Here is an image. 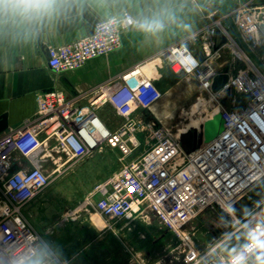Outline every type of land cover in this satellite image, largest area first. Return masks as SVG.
<instances>
[{"label":"built area","instance_id":"2783aa9c","mask_svg":"<svg viewBox=\"0 0 264 264\" xmlns=\"http://www.w3.org/2000/svg\"><path fill=\"white\" fill-rule=\"evenodd\" d=\"M232 16L244 39L257 44L264 31V11L239 4ZM131 23L129 10L99 19L90 33L49 47L48 66L64 73L116 50L121 45L122 29ZM218 33L234 54L245 56L248 65L235 76L228 73L222 87L230 100V106L220 104L218 109L222 130L206 144L197 142L188 152H183L180 140L153 118L137 115V111L149 109L161 94L139 64L111 83L100 85L87 104H79L62 89L36 92L34 117L0 132V264H23L37 254L41 237L24 208L46 188L52 175L104 145L118 150L121 165L97 182L82 203L91 205L108 227L130 222L148 209L165 228L181 234L206 208L230 210L234 202L264 180V73L244 53L230 25L217 18L203 32L196 31L170 46L165 56L171 69L193 73L211 83L216 72L211 68L203 71L205 62L191 50L190 41L199 39L202 53L208 56ZM232 89L246 96L241 106L231 96ZM104 104L122 117L115 128L99 115ZM141 145L144 147L138 152ZM230 218L237 226L199 259L242 231L244 244L224 263L242 264L264 257V199L241 217L232 212ZM196 255L190 247L186 262ZM51 259L53 264H70L69 259L54 255Z\"/></svg>","mask_w":264,"mask_h":264},{"label":"rangeland","instance_id":"374dc122","mask_svg":"<svg viewBox=\"0 0 264 264\" xmlns=\"http://www.w3.org/2000/svg\"><path fill=\"white\" fill-rule=\"evenodd\" d=\"M246 42L264 63V41L260 40L257 44L250 40ZM239 45L255 67L261 70ZM204 60L220 72L230 68L231 76L248 65L245 56L240 58L230 47H225L218 54L204 56ZM159 72L162 97L144 113L180 140L183 152H188L198 142L202 120L217 111L219 103L230 106V100L224 91L213 92L210 81L203 82L193 73L175 71L166 66L161 67ZM231 96L235 97L237 106L246 100L245 95H239L234 89ZM143 147L141 145L138 152ZM179 157L183 158L182 152ZM120 165L117 149L103 147L50 177L46 188L24 208L28 220L41 237L39 250L34 257H46L48 245L52 254L59 259L71 261L84 253L83 259L95 264H126L130 261L142 264H225L220 255V245L207 256L201 259L199 256L237 226L238 223L230 218L232 212L241 217L264 199L263 180L234 202L230 210L217 206L206 208L204 212L209 210L213 214H204L197 221L192 219L181 234L165 228L148 209L130 222L108 227L91 205L82 202L97 182L119 169ZM221 224L224 225L223 233L212 237L208 228ZM239 237L240 233L236 234L235 238ZM190 247L197 255L186 262L185 256ZM242 264H264V257L247 259Z\"/></svg>","mask_w":264,"mask_h":264},{"label":"crops","instance_id":"0c3cea01","mask_svg":"<svg viewBox=\"0 0 264 264\" xmlns=\"http://www.w3.org/2000/svg\"><path fill=\"white\" fill-rule=\"evenodd\" d=\"M239 4L256 6L264 11V0H239ZM123 10L130 11L132 23L122 29L121 45L116 50L89 59L81 67L64 73H57L48 66L49 47L76 40L90 33L99 19ZM217 18L229 25L207 0H50L49 7L39 13L0 12V115L6 114L7 128L25 124L35 115L36 92L50 88L62 89L79 104H87L100 85L111 83L136 64L141 65L160 88V68L170 67L165 51L180 39L196 31L203 32ZM220 37L216 34L217 48L212 47L210 54H218L228 47L218 44ZM260 40L264 41V31H261ZM190 48L200 61L205 62L199 39L192 38ZM210 67L213 69L211 64ZM224 69L230 74V68ZM62 74L73 85L76 94L61 83L59 77ZM99 115L110 128H115L122 120L109 104L99 109ZM137 115L146 116L143 110L137 111ZM208 213L209 216L213 214L209 210L203 211L193 220ZM221 225L207 229L212 237L223 233L224 225ZM239 233V238H235V234L228 239L233 238L231 241L220 245L224 260L244 244L246 235L243 231ZM52 255L46 245V257H33L23 264H53ZM83 258L84 253L70 264H95Z\"/></svg>","mask_w":264,"mask_h":264},{"label":"water","instance_id":"95a60500","mask_svg":"<svg viewBox=\"0 0 264 264\" xmlns=\"http://www.w3.org/2000/svg\"><path fill=\"white\" fill-rule=\"evenodd\" d=\"M214 4V8L218 12L220 16H223L228 21L232 31L237 37L239 43L247 52V54L254 60V62L258 65V67L264 73V63L263 61L256 55V53L252 50L250 45L244 39L242 33L240 32L238 26L236 25L232 12L238 7L239 0H207ZM225 43V38L223 36L220 37L219 45ZM217 48V45L214 46ZM49 54V53H48ZM167 52L164 54L166 55ZM49 57V55H48ZM209 65L206 63L203 64V71H207ZM229 79L228 69H224L222 72H218L213 74L211 78L210 87L213 92L219 91L225 83H227ZM61 83L73 94H76V90L70 81L66 78L64 74L59 77ZM8 126L7 116L6 114L0 115V132L5 130ZM223 120L221 118L220 112L217 110L211 116L205 118L200 123L199 128V139L198 142L200 145L208 143L218 132L222 130Z\"/></svg>","mask_w":264,"mask_h":264},{"label":"clouds","instance_id":"9594fccd","mask_svg":"<svg viewBox=\"0 0 264 264\" xmlns=\"http://www.w3.org/2000/svg\"><path fill=\"white\" fill-rule=\"evenodd\" d=\"M50 0H0V12L30 15L46 10Z\"/></svg>","mask_w":264,"mask_h":264},{"label":"bare ground","instance_id":"6f19581e","mask_svg":"<svg viewBox=\"0 0 264 264\" xmlns=\"http://www.w3.org/2000/svg\"><path fill=\"white\" fill-rule=\"evenodd\" d=\"M205 63H206L207 65H209V68H211V67H210V64H209V61L206 60ZM174 69L177 70V68H174ZM211 69H212V68H211ZM222 92H223V89H222L221 91H220V90L217 91V93H222ZM161 97H162V92H161L160 96H159V97H158V98H157V99H156V100H155L150 106H152V105H154L155 103H157V102L161 99ZM220 104H221V103H219V104L217 105L216 109H219V108H220ZM150 106H149V107H150Z\"/></svg>","mask_w":264,"mask_h":264}]
</instances>
